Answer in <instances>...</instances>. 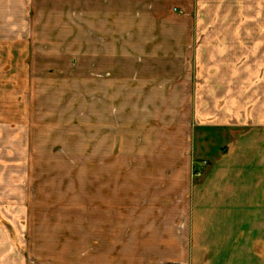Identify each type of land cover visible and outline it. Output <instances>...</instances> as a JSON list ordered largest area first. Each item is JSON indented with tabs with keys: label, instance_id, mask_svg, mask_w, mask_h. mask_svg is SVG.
Here are the masks:
<instances>
[{
	"label": "crops",
	"instance_id": "1",
	"mask_svg": "<svg viewBox=\"0 0 264 264\" xmlns=\"http://www.w3.org/2000/svg\"><path fill=\"white\" fill-rule=\"evenodd\" d=\"M28 20L63 69L86 73L78 83L97 86L100 102H140L129 120L119 109L109 116L121 117L128 143L164 140L174 149L164 164L178 170L166 188L162 169L140 181L135 168L129 182L153 185L58 201L46 257L28 250L25 191L5 193L15 198L0 202V264H28L26 251L43 264H264V0H0V38L21 37ZM159 52L176 61H151ZM146 53L151 60L126 68L118 60Z\"/></svg>",
	"mask_w": 264,
	"mask_h": 264
},
{
	"label": "rangeland",
	"instance_id": "2",
	"mask_svg": "<svg viewBox=\"0 0 264 264\" xmlns=\"http://www.w3.org/2000/svg\"><path fill=\"white\" fill-rule=\"evenodd\" d=\"M35 23L24 21L21 37L0 38V126L9 130L6 135L0 132V202H12L15 197L3 196L15 193L17 187L25 191L29 211L23 223L24 227L27 223L28 250L39 249L38 254L46 257L50 255V222L55 221L58 201L73 204V196L80 191L94 195L100 190L153 185L129 182L127 174L135 168L143 172L139 175L140 181L146 175L144 173L152 174L162 169L157 177L166 179L162 183L166 188L167 180L174 177L178 167L175 163L164 164L174 155V149H168L164 140L157 145L154 141L144 145L139 137L131 143L126 141L128 130L120 123L129 120L133 107L141 103L132 100L129 103L100 102L97 86L78 83L80 77L86 76L83 70L79 75L73 67L63 69L62 55H50L46 51L49 48L43 44L44 39L36 37ZM149 55L119 54L118 60L125 68L132 61L151 60L150 57L151 61H176L172 53ZM183 58L182 63L192 60ZM71 61L75 63L77 58L73 56ZM192 68L188 67L186 74L189 80L193 77V87L196 86V70ZM160 73L168 76L171 69L166 68ZM87 77L96 78L95 71L87 73ZM52 78L54 82L50 81ZM182 78H176L177 82ZM182 103L177 112L190 104L188 101ZM110 109L113 113L119 109L123 120L120 116L119 120L111 119ZM99 119L103 121L99 122ZM111 124L116 129L119 125L118 144L108 139ZM128 129L134 131L137 128L129 125ZM107 139L105 147L101 148L100 142ZM140 158H146L147 163L138 167L134 161ZM151 161L156 164L152 165ZM68 191L71 193L60 200L61 192ZM87 211L89 214V209ZM74 215L77 218V214ZM7 220L14 219L8 216ZM25 258L28 264H43L31 257L30 251H26Z\"/></svg>",
	"mask_w": 264,
	"mask_h": 264
}]
</instances>
